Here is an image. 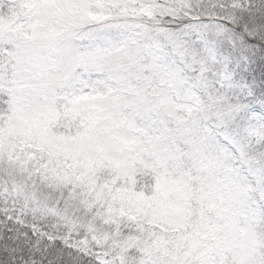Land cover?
<instances>
[{
    "label": "snow or ice",
    "instance_id": "obj_1",
    "mask_svg": "<svg viewBox=\"0 0 264 264\" xmlns=\"http://www.w3.org/2000/svg\"><path fill=\"white\" fill-rule=\"evenodd\" d=\"M0 264H264V0H0Z\"/></svg>",
    "mask_w": 264,
    "mask_h": 264
}]
</instances>
